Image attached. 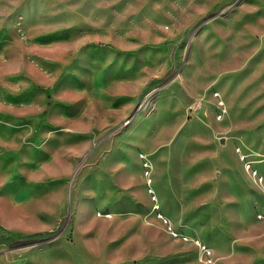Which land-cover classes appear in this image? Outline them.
Listing matches in <instances>:
<instances>
[{
	"label": "rangeland",
	"instance_id": "1",
	"mask_svg": "<svg viewBox=\"0 0 264 264\" xmlns=\"http://www.w3.org/2000/svg\"><path fill=\"white\" fill-rule=\"evenodd\" d=\"M0 264H264V0H0Z\"/></svg>",
	"mask_w": 264,
	"mask_h": 264
},
{
	"label": "crops",
	"instance_id": "2",
	"mask_svg": "<svg viewBox=\"0 0 264 264\" xmlns=\"http://www.w3.org/2000/svg\"><path fill=\"white\" fill-rule=\"evenodd\" d=\"M52 137V140L54 141H52V143L54 144H59V145H61L60 147H61V149H65V147L66 146H64L63 148H62V146L64 145V144H66V142H70V143H72V144H74V142L75 141H78L80 138H81V136L80 135H76V134H67V133H65V132H59V133H56L54 136H51ZM111 140L110 139H107V140H102L101 142H100V144H99V146L96 148V154H97V152L98 151H101L106 145H108L109 143V147H110V150H111V145H113V143H114V139H113V141L112 142H110ZM93 154H94V152L93 153H90L88 156H89V160H90V156H93ZM94 157H95V154H94ZM85 161H88V160H85ZM93 167H87L86 165L84 166V169L83 170H81V173L84 171V170H91Z\"/></svg>",
	"mask_w": 264,
	"mask_h": 264
},
{
	"label": "bare ground",
	"instance_id": "3",
	"mask_svg": "<svg viewBox=\"0 0 264 264\" xmlns=\"http://www.w3.org/2000/svg\"><path fill=\"white\" fill-rule=\"evenodd\" d=\"M230 57V56H229ZM16 152V151H15ZM149 154V153H148ZM125 162V161H124ZM149 163V162H148ZM2 165V164H1ZM130 165V164H129ZM3 167V169H4V166H2ZM8 168V167H7ZM153 168V165L152 164H150V170ZM148 172V171H147ZM16 173V172H15ZM9 180H11V179H9ZM16 180V179H15ZM150 184H152V180H151V178L149 179V181H148ZM161 187H163V186H161ZM151 191V190H150ZM106 203V202H105ZM105 206V205H104ZM86 260H87V258H86Z\"/></svg>",
	"mask_w": 264,
	"mask_h": 264
}]
</instances>
